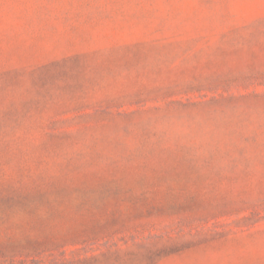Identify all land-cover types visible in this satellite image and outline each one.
Masks as SVG:
<instances>
[{
    "label": "rangeland",
    "instance_id": "374dc122",
    "mask_svg": "<svg viewBox=\"0 0 264 264\" xmlns=\"http://www.w3.org/2000/svg\"><path fill=\"white\" fill-rule=\"evenodd\" d=\"M0 264H264V0H0Z\"/></svg>",
    "mask_w": 264,
    "mask_h": 264
}]
</instances>
